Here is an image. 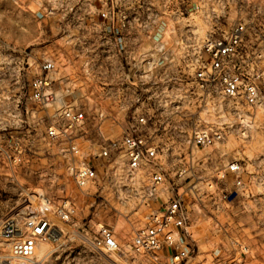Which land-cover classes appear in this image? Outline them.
Listing matches in <instances>:
<instances>
[{"label":"rangeland","instance_id":"374dc122","mask_svg":"<svg viewBox=\"0 0 264 264\" xmlns=\"http://www.w3.org/2000/svg\"><path fill=\"white\" fill-rule=\"evenodd\" d=\"M118 8L144 17L158 14L159 25L167 23L161 30L170 63L158 70L176 80L140 86L145 100L110 98L101 84V77L112 75L101 69V46L114 43L105 32L104 0H0V263H20L11 257L12 240L4 234L9 223L17 224L20 235L27 218L52 214L71 200L77 207L74 223L55 226L59 237L54 233L41 241L34 258L23 264H168L169 250L155 261L132 246L154 207L140 196L149 168L137 173L133 186L122 182L115 189L108 180L102 188H81L72 174L74 165L87 162L101 182L107 179L111 169L102 148L121 138L135 117L145 116L152 129L162 130L163 188L186 195L191 236L185 240L198 245L192 264H214L217 248L231 263L264 264V108L187 91L195 68L183 62V53L203 51L210 32L219 35L243 22L248 49L264 55V0H119ZM147 30H136L141 53L152 46ZM130 42L126 37L127 47ZM153 53L155 60L162 55ZM49 61L56 65L49 74L56 99L46 105L33 98L32 82ZM181 75L188 76V85ZM67 107L82 110L84 121L69 130V138H48L49 125H63ZM203 130L222 131L223 139L197 146L195 132ZM125 160L115 156L116 174H124ZM235 161L243 167L240 174L228 170ZM101 224L114 229L118 250L94 244ZM245 246L249 253L241 258Z\"/></svg>","mask_w":264,"mask_h":264},{"label":"built area","instance_id":"2783aa9c","mask_svg":"<svg viewBox=\"0 0 264 264\" xmlns=\"http://www.w3.org/2000/svg\"><path fill=\"white\" fill-rule=\"evenodd\" d=\"M104 4L107 5V10L102 12V16L108 22L105 32L114 38V41L108 38V42L111 43V40L114 42L113 46L105 44L106 42L101 46V69L107 68L112 74L101 77L106 94L117 100L140 101L146 98L145 94L138 93L140 86L159 84L161 80L168 84L176 80L166 69L158 70V66L170 63H166L167 48L163 42L165 30H161L167 23L162 22V25H159L158 14L149 13L144 17L136 12H126L118 8L119 0H104ZM140 26L148 28L147 34L152 40L148 52L141 53L140 48H137L136 30ZM248 35V24L239 23L219 35L216 30L210 32L204 40V52L200 50L196 55L195 53L191 55L189 51L183 53V62L195 68L192 86L187 87V91L192 93V90L194 92L201 90L207 97L218 93L225 99L241 100L251 108H264V55H258L256 51L248 49ZM126 37L131 40L132 45L129 47L125 44ZM133 37H136V40H133ZM154 51L162 53L157 60ZM205 54L209 57H205ZM139 57L145 63L142 71L136 69ZM257 57L262 59L257 61L255 60ZM97 65L100 66L98 63ZM55 68L54 62H45L41 66L42 74L32 82L33 98L46 105L52 104L56 99L53 80L49 77ZM181 77L184 78L183 82H187L188 76ZM84 119L85 113L82 110L67 107L62 114L63 125L55 123L49 125L47 137L54 140L69 138L71 137L69 130L80 125ZM160 132L161 128L152 129L148 125L145 116L135 117V124L129 125L121 138L110 140L100 152V155L109 161L111 172L107 174V179L101 182L97 168L87 162L74 165L72 174L76 184L81 188L86 186L102 188L108 180L110 186L115 189L122 182L133 186L137 173L144 167L149 168V178L140 196L148 206L154 204V207L147 216L146 225L137 230L132 246L135 250L148 254L155 261H159L163 251L169 250L168 264H192L198 256V245L185 240L191 236L190 209L186 195L175 192L174 189L163 188L166 175L159 165V159L163 157L165 149L164 144L158 139ZM222 139L223 132L219 130L197 131L194 135V143L197 146H210ZM72 147L76 148L74 145ZM119 154L126 158L123 175L114 171V158ZM228 170L240 174L243 167L240 162L235 161L228 164ZM241 183L242 181L238 180V184ZM76 212V204L71 200H64L55 206L52 214L43 212L27 218L24 222V231L22 230L20 235L14 231L20 229L17 224L9 223L4 234L6 238L12 240L11 257L18 260L20 262L18 264L32 260L39 243L43 240H52L56 227L61 226L59 224L70 227L74 223ZM94 244L102 250L113 251L120 248L114 229L106 224H101ZM248 253V247L241 248V258ZM214 255V264H235L223 257L221 248H217Z\"/></svg>","mask_w":264,"mask_h":264},{"label":"bare ground","instance_id":"6f19581e","mask_svg":"<svg viewBox=\"0 0 264 264\" xmlns=\"http://www.w3.org/2000/svg\"><path fill=\"white\" fill-rule=\"evenodd\" d=\"M16 233L18 232V230H14ZM55 237H59L58 233L55 232ZM37 252V251H36Z\"/></svg>","mask_w":264,"mask_h":264},{"label":"crops","instance_id":"0c3cea01","mask_svg":"<svg viewBox=\"0 0 264 264\" xmlns=\"http://www.w3.org/2000/svg\"><path fill=\"white\" fill-rule=\"evenodd\" d=\"M130 1L132 2V1H136V0H130ZM133 3H134V2H133Z\"/></svg>","mask_w":264,"mask_h":264}]
</instances>
